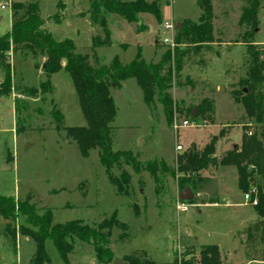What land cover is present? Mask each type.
<instances>
[{
  "label": "rangeland",
  "instance_id": "obj_1",
  "mask_svg": "<svg viewBox=\"0 0 264 264\" xmlns=\"http://www.w3.org/2000/svg\"><path fill=\"white\" fill-rule=\"evenodd\" d=\"M145 1L159 4V21L144 13L130 22L100 6L94 9V3L100 4V0H0V37L12 29L15 4H36L43 29L57 40L71 39L76 52L88 55L95 66H112L114 60L128 65L139 53L144 61L158 62L165 52L173 50L163 42L172 36L164 26L173 25L176 38L182 23L199 21L200 0ZM260 2L259 28L251 38L248 34L252 28L241 23L244 0H211L215 43L186 57L178 75L174 71L170 95L178 107L194 108L196 115V106L203 99L213 101L212 120L190 119L191 127L176 132L173 125L181 124L180 113L176 112L168 124L162 107L157 105L152 111L137 80L129 79L120 88L111 89L117 107L111 125L115 151H132L143 166L150 161H165L176 172L180 154L193 146L204 149L213 137H218L214 155L218 160L234 144H241L246 130L244 112L231 91L244 75L250 41L256 48L264 47V0ZM105 31L110 34V45L94 49V41H107ZM8 61L14 68V89L7 95L2 93L0 73V197L22 202L30 199L40 212L51 209L54 224L81 221L95 227L117 213L125 229L117 228L111 237L115 259L137 255L158 263L198 264L203 247L219 244L223 264H264V221L239 191L234 167L211 168L192 202L181 198L185 189L179 185L181 176L177 172L175 177L167 174L157 183L144 168L139 172L126 168L132 179L128 195L119 194L99 161L98 151L83 157L67 132L56 130L55 109L63 116V127L86 125L68 73L63 70L51 78L52 93L29 97L27 91L40 89L46 81L43 58L35 60L31 54L18 52ZM187 79L192 82L189 86H185ZM256 129L250 126L252 132ZM180 145L183 150L177 152ZM120 173L119 168L113 172L114 176ZM216 195L219 200L214 204ZM179 202L187 203L190 211L180 213L176 209ZM201 209L204 212L199 214ZM27 228L23 217L14 222L0 217V264H32L37 247L23 234L21 229ZM73 246L74 251L63 261L52 242L47 243L50 263L100 264L93 246L79 241Z\"/></svg>",
  "mask_w": 264,
  "mask_h": 264
},
{
  "label": "trees",
  "instance_id": "obj_2",
  "mask_svg": "<svg viewBox=\"0 0 264 264\" xmlns=\"http://www.w3.org/2000/svg\"><path fill=\"white\" fill-rule=\"evenodd\" d=\"M244 3L241 23L252 28L248 34L252 38L259 28L261 2L244 0ZM199 4L202 11L199 21L182 23V28L177 31L175 38L176 48L165 52L160 61H144L139 53L128 65L114 60L112 66L93 65L88 55L76 52L77 49L71 39L60 41L48 30H44V21L38 5L15 4L12 29L0 37L2 93L7 95L14 89V68L8 61L10 55L21 52L25 56L31 54L35 60L42 57L45 59L43 66L46 81L40 85V89L33 87L27 91L28 96L52 93L54 89L50 83L51 78L63 70L68 73L74 83L86 125L63 127V116L55 109L53 115L56 130L67 132V137L79 147L81 156L88 157L91 151H98L99 161L119 194L128 195L132 179L126 168H132L135 172L144 168L157 183H160L167 174L175 177L177 172L181 176L179 178L181 189L188 188L194 195L204 180V174L211 168L234 167L239 176V191L245 196L249 194L251 203L257 202L253 208L257 216L264 221V59H262L264 47L256 48L253 41L249 43L247 57L244 60V75L239 79L237 87L234 85L231 91L235 103L244 112L242 121L246 123V130L241 144L220 160L214 156L218 137H213L209 145L202 150L193 146L187 152L180 154L176 160V172L165 161H150L143 166L132 151H115L112 146L111 125L117 116V107L114 97H111V89L120 88L122 83L129 79L137 80L144 102L152 111L157 105L162 107L168 124L172 123L176 112L186 121L190 119L196 121L200 118L205 122L212 120L215 114L213 101L203 99L196 106L197 114L194 115V108L185 110L181 106L178 107L170 95L175 83L174 71L177 75L181 72L185 64L184 59L190 57L193 52L202 50L203 46L210 47V44L215 43L211 0H200ZM99 6L107 13L119 15L130 22L136 21L137 16L144 13L154 15L158 21L161 19L159 4H149L145 0L127 3L118 0H100V4L94 3V9H98ZM106 36V42L94 41L93 48L109 46V32H106ZM182 46H186V50H182ZM191 84L192 82L187 79L185 86ZM181 104L184 102H180ZM251 125L257 128L254 132L250 130ZM249 133L252 135L250 136ZM116 168L121 169L119 176L113 174ZM1 216L11 222L18 217L26 219L28 228L21 230L37 247L32 264H51L46 247L49 242L56 247L60 258L66 261L68 255L74 251L75 241L93 246L97 262L100 264H113L115 258L110 249L111 237L117 228L125 229L118 220L117 213L95 227L81 221L54 224V214L51 209L40 212L31 204L30 199L22 202L5 196L0 197ZM199 259L198 264H223L217 245L203 247ZM122 260L128 264H171L158 263L148 258L142 259L137 255ZM183 264H197V262L184 261Z\"/></svg>",
  "mask_w": 264,
  "mask_h": 264
},
{
  "label": "built area",
  "instance_id": "obj_3",
  "mask_svg": "<svg viewBox=\"0 0 264 264\" xmlns=\"http://www.w3.org/2000/svg\"><path fill=\"white\" fill-rule=\"evenodd\" d=\"M164 30L171 32V33H172V36H171V38H165V39L163 40V42H165L166 44L172 46V48H173V50H174V49L176 48V46H175V37H174L175 30H174L173 25L166 24V25L164 26ZM188 127H191V125H190V122H189V121H186V120H182L181 124H179V125H178L177 123H175V124L173 125V128H174V130H175L176 132H178L181 128H188ZM249 135L251 136L252 133H249ZM176 150H177V152L182 151V150H183V146H182V145L177 146ZM246 200H250V202H251V196H250L249 194L246 195ZM252 204H253L254 206H256V205H257V202L254 201ZM176 209H177L180 213H182V212H189V211H190V210H189V205H188L187 203H184V202H182V203L179 202V203L177 204Z\"/></svg>",
  "mask_w": 264,
  "mask_h": 264
},
{
  "label": "water",
  "instance_id": "obj_4",
  "mask_svg": "<svg viewBox=\"0 0 264 264\" xmlns=\"http://www.w3.org/2000/svg\"><path fill=\"white\" fill-rule=\"evenodd\" d=\"M132 25L134 26V28L136 29V24L135 23H132ZM178 29L180 28V25H178L177 27ZM193 197V194H191V191L187 188L185 189L182 193H181V198L183 200H190L192 199ZM114 264H128L126 262H124L123 260L117 258L114 260Z\"/></svg>",
  "mask_w": 264,
  "mask_h": 264
},
{
  "label": "crops",
  "instance_id": "obj_5",
  "mask_svg": "<svg viewBox=\"0 0 264 264\" xmlns=\"http://www.w3.org/2000/svg\"><path fill=\"white\" fill-rule=\"evenodd\" d=\"M44 62H45V59H43V62H42V64H41V68H43L44 69V66H43V64H44ZM238 145H236V144H234V146H233V148H236ZM216 157V156H215ZM231 168V167H230ZM230 168H228V169H230ZM208 173V172H207ZM225 196H226V198L228 197L229 198V196H227L226 194H225ZM218 200H219V198H218V196L216 195V196H214V199L212 200V203H217L218 202ZM224 200H225V198H224ZM214 203V204H215ZM214 204H211V205H209V206H214ZM226 206H228L229 207V205H226ZM204 212V210H199V214H202ZM195 239H196V237H195ZM217 246H220L219 244H216ZM216 245H213V246H216Z\"/></svg>",
  "mask_w": 264,
  "mask_h": 264
}]
</instances>
